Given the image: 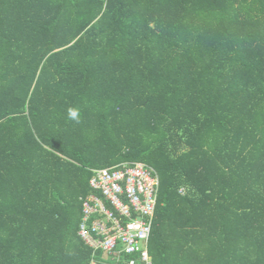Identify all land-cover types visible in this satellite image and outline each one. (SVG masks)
I'll list each match as a JSON object with an SVG mask.
<instances>
[{
    "label": "trees",
    "instance_id": "obj_1",
    "mask_svg": "<svg viewBox=\"0 0 264 264\" xmlns=\"http://www.w3.org/2000/svg\"><path fill=\"white\" fill-rule=\"evenodd\" d=\"M123 162L158 176L152 264H264V0H0V264H89Z\"/></svg>",
    "mask_w": 264,
    "mask_h": 264
},
{
    "label": "built area",
    "instance_id": "obj_2",
    "mask_svg": "<svg viewBox=\"0 0 264 264\" xmlns=\"http://www.w3.org/2000/svg\"><path fill=\"white\" fill-rule=\"evenodd\" d=\"M158 176L143 162L92 169L78 235L89 264H152L148 252Z\"/></svg>",
    "mask_w": 264,
    "mask_h": 264
},
{
    "label": "clouds",
    "instance_id": "obj_3",
    "mask_svg": "<svg viewBox=\"0 0 264 264\" xmlns=\"http://www.w3.org/2000/svg\"><path fill=\"white\" fill-rule=\"evenodd\" d=\"M79 115L80 114H79V110L78 109L70 108L68 110V116L72 120L78 121L79 120Z\"/></svg>",
    "mask_w": 264,
    "mask_h": 264
}]
</instances>
